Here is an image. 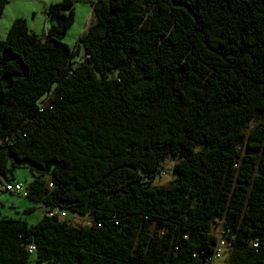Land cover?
Returning a JSON list of instances; mask_svg holds the SVG:
<instances>
[{
	"label": "trees",
	"instance_id": "obj_1",
	"mask_svg": "<svg viewBox=\"0 0 264 264\" xmlns=\"http://www.w3.org/2000/svg\"><path fill=\"white\" fill-rule=\"evenodd\" d=\"M47 14L0 39V183L44 210L0 218V264H206L220 228L264 264V0H99L74 48V1Z\"/></svg>",
	"mask_w": 264,
	"mask_h": 264
},
{
	"label": "rangeland",
	"instance_id": "obj_2",
	"mask_svg": "<svg viewBox=\"0 0 264 264\" xmlns=\"http://www.w3.org/2000/svg\"><path fill=\"white\" fill-rule=\"evenodd\" d=\"M62 1V0H57ZM74 1V24L68 30L64 37V42L71 48H74L81 35L86 33L89 28L91 20V14L93 12V5L99 0H73ZM45 4V6L43 5ZM47 0H10L6 6L4 13L0 20V39L5 40L8 31L11 27L12 20L16 17L27 20V25L30 31L34 32L40 37H44L45 32L52 26L51 21L55 19L47 14L48 9ZM66 13H69L67 10ZM82 58H76L74 62L77 64ZM176 161L171 158H167L162 167L163 174L161 178L158 177L153 181V186H167L173 180L172 168ZM14 183H19L24 190H27L28 186L33 181V176L27 168L17 169L13 173ZM35 207L36 210L25 213V209ZM38 204L31 202L29 199L12 195L3 194L0 196V218L1 217H13L25 219L30 225L36 224L43 216L44 210L41 209ZM68 220L72 221L76 226H84L90 223V219L87 217H79L69 214ZM216 264H226V256Z\"/></svg>",
	"mask_w": 264,
	"mask_h": 264
},
{
	"label": "built area",
	"instance_id": "obj_3",
	"mask_svg": "<svg viewBox=\"0 0 264 264\" xmlns=\"http://www.w3.org/2000/svg\"><path fill=\"white\" fill-rule=\"evenodd\" d=\"M49 187L52 188L53 186L50 184ZM6 193L21 196L24 198L28 197V190H24V188L19 183H0V196ZM59 215L63 219L66 217L65 212ZM225 234L226 232L222 228L217 230L216 251L211 257L207 259L206 264H216L218 261L222 260L224 251L228 246V240H226Z\"/></svg>",
	"mask_w": 264,
	"mask_h": 264
},
{
	"label": "crops",
	"instance_id": "obj_4",
	"mask_svg": "<svg viewBox=\"0 0 264 264\" xmlns=\"http://www.w3.org/2000/svg\"><path fill=\"white\" fill-rule=\"evenodd\" d=\"M52 1H54V0H47V2H48V6L52 3ZM55 1H57V0H55ZM57 2H59V1H57ZM43 5L45 6V4H43ZM45 7H46V6H45ZM17 19H21V18H20V17H16V18H14V19L12 20V23H13L15 20H17ZM24 20H26V19H24ZM26 21H27V20H26ZM12 23H11V24H12ZM50 24L53 25V24H54V20H52ZM39 207H40V206H39ZM39 207H38V208H39ZM29 208H30V207H29ZM29 208L25 209V211L28 210ZM31 208H32V207H31ZM40 208H41V207H40ZM41 209H43V208H41Z\"/></svg>",
	"mask_w": 264,
	"mask_h": 264
}]
</instances>
